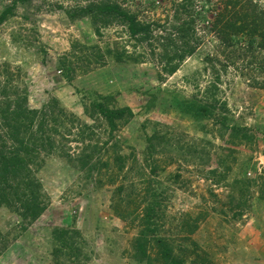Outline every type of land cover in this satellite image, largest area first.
<instances>
[{
    "label": "rangeland",
    "instance_id": "374dc122",
    "mask_svg": "<svg viewBox=\"0 0 264 264\" xmlns=\"http://www.w3.org/2000/svg\"><path fill=\"white\" fill-rule=\"evenodd\" d=\"M251 1L264 10V0ZM76 2L83 1L0 0V14L12 9L0 24L1 85L11 83L33 109L55 99L80 120L74 137L85 124L92 127V140L107 143L95 155L99 171L55 154L45 157L36 169L45 212L21 222L0 209V264H144L135 246L144 208L154 199L161 202L157 235L172 243L184 264H264V52L231 48L226 63L208 30L215 11H208L206 0H193L200 42L173 75L160 80L159 65L148 57L142 64L111 58L97 64L87 58L91 48L112 45L122 27L113 25L102 39L96 37L89 17L67 16ZM119 2L139 10L140 20L179 25L174 14L181 0ZM208 55L217 58L214 72L203 71ZM60 63L73 70L70 77ZM216 74L218 107L226 111L216 109L215 118L202 119L183 113L185 101L212 93L206 90ZM96 95L110 109L133 113L113 139L102 119L84 113ZM222 116L228 128H247L250 140H232L231 130L215 123ZM74 137L63 143L76 154L82 143ZM151 137L155 149L149 152ZM116 158L126 159L122 171ZM153 162L154 175L147 167ZM240 189L242 209L236 208ZM186 219L195 228L183 229ZM59 232L67 233L73 251L60 249ZM150 255L156 259L155 251Z\"/></svg>",
    "mask_w": 264,
    "mask_h": 264
},
{
    "label": "trees",
    "instance_id": "16d2710c",
    "mask_svg": "<svg viewBox=\"0 0 264 264\" xmlns=\"http://www.w3.org/2000/svg\"><path fill=\"white\" fill-rule=\"evenodd\" d=\"M66 11L67 16L74 20L78 17H89L94 27L96 37L102 39V32L111 26L122 27L118 40L102 50L93 46L92 54L87 58H94V62L102 64L105 59L111 58L114 62L142 64L144 59L153 58L160 67L157 76L162 80L173 75L180 65L190 57L199 45V36L194 28L197 17V7L191 5L193 0H181L174 14V20L179 25H171L169 21L140 20V13L126 8L119 0H82ZM124 1V0H123ZM215 2L212 6L211 3ZM208 11H215L214 19L208 28L209 32L218 42L219 52L230 63V54L226 51L233 48H244L252 53L254 50L264 52V10L256 6L251 0H206ZM218 7L217 10L214 7ZM60 8V6H58ZM12 9L7 8L0 14V24L11 14ZM196 14V17L194 15ZM201 14H198L200 17ZM74 48V47H73ZM86 48V47H85ZM88 50V49H87ZM243 51V50H242ZM217 58L207 56L204 59L206 66L203 71H215ZM61 69L67 77L72 74V69L66 63H60ZM226 67V65H222ZM1 75V70H0ZM220 76L215 75L202 101H185L182 111L196 119L215 118L216 109L226 111L219 106L217 93L219 92ZM261 87L262 83H256ZM84 113L90 118L105 122L108 136L113 139L123 122L133 116L129 108L110 109L105 106L104 99L96 95L88 106H83ZM80 120L73 114H67L52 99L40 110L28 106L25 95L6 82L0 83V209L6 208L21 222L37 220L46 209L45 194L42 185L36 177V171L44 163L45 157L57 155L69 163L77 162L81 169L99 171L100 161L95 155L103 145L93 139L92 127L80 126L78 135L72 133ZM215 123L223 128H228L226 118L219 117ZM231 139L237 141L250 140L247 128L232 126ZM74 137L75 141L82 143L79 152L74 154L72 148L67 147L63 141ZM148 138V150L154 151L153 140ZM113 147V146H111ZM109 149L106 150L108 152ZM125 158H116L118 170L124 169ZM222 163V162H221ZM152 165V166H151ZM156 162L151 163L149 171L154 175ZM37 169V170H36ZM213 175L216 172H212ZM123 188H118L120 191ZM234 199L235 197L232 196ZM242 200V202H241ZM161 202L155 200L144 208L142 230L139 232L135 253L137 259L144 264H184V260L175 253L172 243L160 235L161 218L158 216ZM243 189H240L236 208L245 206ZM159 222V224H157ZM195 228L188 219L184 221L183 229ZM66 232H59L55 237L60 249L73 251V246L67 245ZM196 247V246H195ZM197 248V247H196ZM155 251L156 259L150 255ZM58 252V250H57Z\"/></svg>",
    "mask_w": 264,
    "mask_h": 264
}]
</instances>
